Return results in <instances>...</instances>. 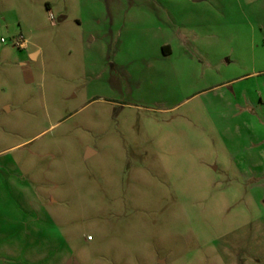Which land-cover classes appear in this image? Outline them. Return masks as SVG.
Masks as SVG:
<instances>
[{
  "label": "rangeland",
  "instance_id": "obj_1",
  "mask_svg": "<svg viewBox=\"0 0 264 264\" xmlns=\"http://www.w3.org/2000/svg\"><path fill=\"white\" fill-rule=\"evenodd\" d=\"M259 89L264 0H0V264H252Z\"/></svg>",
  "mask_w": 264,
  "mask_h": 264
},
{
  "label": "crops",
  "instance_id": "obj_2",
  "mask_svg": "<svg viewBox=\"0 0 264 264\" xmlns=\"http://www.w3.org/2000/svg\"><path fill=\"white\" fill-rule=\"evenodd\" d=\"M261 92L262 89L260 90V98L257 100L256 104L259 110L264 109V99ZM241 102L243 107H246L247 105L248 110L252 114L254 113L255 104L248 98V94L245 93L241 97ZM236 104H238V102H236ZM242 115H244V113L241 114V116ZM247 140L246 147L231 152L233 157L232 162L234 169L238 172L240 171V173H238L240 174L239 177H241L244 180V183L248 185L252 201L260 204L264 203V132H251L248 135ZM242 154L243 156H239ZM258 227L260 229L262 228L264 233V223H261L260 225L258 224ZM3 232L7 233L8 229ZM250 241L253 257L252 264H264V241L259 239H251Z\"/></svg>",
  "mask_w": 264,
  "mask_h": 264
},
{
  "label": "built area",
  "instance_id": "obj_3",
  "mask_svg": "<svg viewBox=\"0 0 264 264\" xmlns=\"http://www.w3.org/2000/svg\"><path fill=\"white\" fill-rule=\"evenodd\" d=\"M17 47L19 49H25L26 48V41L25 39L21 36L17 42Z\"/></svg>",
  "mask_w": 264,
  "mask_h": 264
},
{
  "label": "water",
  "instance_id": "obj_4",
  "mask_svg": "<svg viewBox=\"0 0 264 264\" xmlns=\"http://www.w3.org/2000/svg\"><path fill=\"white\" fill-rule=\"evenodd\" d=\"M195 2H198V1H200V0H194Z\"/></svg>",
  "mask_w": 264,
  "mask_h": 264
}]
</instances>
